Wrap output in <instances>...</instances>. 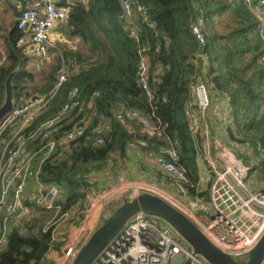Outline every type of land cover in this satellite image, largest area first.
<instances>
[{"label": "trees", "instance_id": "obj_1", "mask_svg": "<svg viewBox=\"0 0 264 264\" xmlns=\"http://www.w3.org/2000/svg\"><path fill=\"white\" fill-rule=\"evenodd\" d=\"M143 1L148 6L150 21L137 20L138 38L130 36L118 18L120 0H75L70 6L64 30L72 36H81L92 56L60 48L63 58L59 56L53 83L63 62L75 60L79 71L71 70L32 128L52 118L68 102L74 89L80 102L92 100L95 108L113 123L103 145L82 137L73 142L71 153L64 159L44 163L42 180L56 183L65 190L62 212L77 204L81 208L85 197L83 187H88L86 176L113 150H127L130 141L147 140V146L143 147L147 150L157 149L167 142L174 143L189 177L197 182L199 144L191 129L189 104L191 87L200 74L211 81L217 92L230 97V139L252 147L254 154L264 150V64L259 60L264 53V42L257 20L243 0ZM200 15L205 17L206 44L202 46L207 59L205 72L199 65L203 60L197 57L199 43L189 29V23ZM218 24L223 26L222 30L217 28ZM22 34L20 29L15 31L6 50L0 106L5 98V80L11 72L18 71L13 80L15 103L23 95L22 90L35 80L34 73L25 68L28 56L17 44ZM141 48H145L150 61V87L154 97L149 103L155 107L154 116L161 120V136H148L136 122H131V131L113 118L114 111L122 108L151 113L152 107L137 75ZM96 91L100 93L98 97H94ZM258 167L264 173V160L258 161L255 169ZM209 185L201 192L189 191L208 199ZM46 225L44 218H35L14 227L7 246L0 251V264H45L46 255L53 246V227L45 230Z\"/></svg>", "mask_w": 264, "mask_h": 264}, {"label": "built area", "instance_id": "obj_2", "mask_svg": "<svg viewBox=\"0 0 264 264\" xmlns=\"http://www.w3.org/2000/svg\"><path fill=\"white\" fill-rule=\"evenodd\" d=\"M243 2L254 14L259 34L264 42V0ZM120 5L119 20L130 36L138 38L137 20L150 21L147 4L143 0H120ZM68 13L65 7L57 5L56 0H37L33 7L27 8L17 22L18 28L30 35L26 52L30 55L46 56L53 29L57 22L67 19ZM204 25L203 15L189 23V29L200 46L197 57L203 60L199 63L203 72L207 67V59L202 52V46L206 44ZM138 54V81L149 103L154 97L150 87V61L145 48H141ZM60 55L63 58V54ZM6 59L7 52L0 47V83ZM259 60L264 64V53ZM78 69L79 66L73 59L68 63L63 62L56 76L55 85L48 93L27 96L24 91L20 99H28H25L24 103H14L12 110L0 119V251L8 244L9 233L14 228L13 222L27 220L31 216V208L24 196L30 181L35 185V192L30 198L34 206L54 213L61 211L64 189L56 183L42 180L44 163L48 160L54 162L64 159L69 153L66 148H70L73 142L82 137L93 139L97 145H103L112 131L113 120L95 108L92 100V103L80 102L76 89L71 90L68 102L52 118L47 119L39 127L32 128L37 117L44 112L50 100L67 80L71 70ZM99 95V91L94 93V97ZM192 100L197 102L202 112H207L211 108L209 82L202 74L191 87ZM151 107L150 114L136 108H122L114 111L113 118L126 126L130 122H136L148 136H161L163 133L161 120L154 116L155 107L153 105ZM87 111L92 114V119L85 117ZM69 117L78 120L74 123ZM14 123H18V128L9 137V127ZM29 143H33V151L27 149ZM145 146L147 140L140 139L130 141L127 149ZM222 154L223 162L217 166L211 165L213 179L208 192L209 210L202 206L200 196L190 203V207L195 208V211L190 212L175 203L172 204L187 214L217 247L238 257L247 253L264 233V189L255 190L252 186L251 164H246L243 159L236 157L229 148L223 149ZM261 155L264 160V150ZM147 156L183 194L189 189H195L197 192L203 190L199 183L189 177L174 143L167 142L157 149H148ZM85 224L89 229V223L85 221ZM49 227L46 225L45 230ZM54 231L53 229L55 241L57 237ZM78 250L77 245H68L64 255L68 260H73ZM91 264L209 263L194 253L170 226L139 212L127 222L123 230ZM261 264H264V259Z\"/></svg>", "mask_w": 264, "mask_h": 264}, {"label": "crops", "instance_id": "obj_3", "mask_svg": "<svg viewBox=\"0 0 264 264\" xmlns=\"http://www.w3.org/2000/svg\"><path fill=\"white\" fill-rule=\"evenodd\" d=\"M36 1L37 0H0V47L5 51L10 44L13 33L19 29L17 22L21 16L19 13L20 10L24 5L27 8L33 7ZM60 1L61 0H56L57 5L65 7L68 11L70 10V6L75 2V0H66L65 3H59ZM65 25H67L65 21L57 22L51 34L49 51L46 56H42L41 54L30 55L26 52V45L28 44L30 35L25 30L20 29L23 34L17 44L24 48L28 56L25 68L35 75L34 82L22 90V93L26 91L27 96L35 93L44 94L55 85L53 79L56 73V66L59 62V56L61 57L59 53L60 48L80 51L85 56H92V51L88 45L84 44L83 38L78 35L72 36L68 34L66 30H64ZM217 28L222 30L223 26L218 24ZM208 82L212 97L210 110L202 112L198 108L197 102L193 100L189 105L191 129L197 135L199 144L197 183H199V186L203 189L207 188L209 182L210 184L212 183L213 174L211 172V165H220L224 160L222 150L229 148L236 157L244 160L246 158L250 159V162L245 160V162L253 166L255 171L254 173L252 170L250 182L255 190L264 189V173L260 172L259 167L257 170L255 169V165L258 161L260 159L263 160L261 153H258L259 155L254 154L252 147L234 142L230 139L228 134V126L232 123L229 107L230 97L227 94L217 92L211 81L209 80ZM25 99L28 98L20 99L16 103H24ZM88 103H92V101H88ZM85 117L88 119L93 118L90 111L86 112ZM69 120L76 123L78 118L69 117ZM93 121H95V119H93ZM130 125L131 122L127 127L131 130ZM17 128L18 123H14L9 127V137ZM142 148L127 149L124 152L115 149L109 154L107 159L100 162L98 166L93 167L86 176L88 187H83L85 192L83 205L80 208V204H77L70 209L72 218L76 219V222H79V224L82 223L85 215V221L89 223L88 228L91 230L93 228L92 226H97L100 221L106 217V213L104 216L103 213L109 201L118 202L121 198H131L137 196L141 192H150L161 197L164 195L170 196L179 202L186 203L189 206L190 212L196 210L190 207V203L192 200L197 199V196L190 193L189 190L183 194L178 186L174 185L168 177L166 178L159 167L147 156V149ZM27 149L33 151V143H29ZM66 149L71 153L72 147H67ZM129 189L132 195L127 194ZM34 192V182L30 181L24 193L27 204L33 203L30 198ZM92 198H95L94 202H91ZM201 204L205 209L209 210L210 206L208 199L202 197ZM89 206V210H95V212L93 211L91 215H86L84 212ZM36 207L41 208L38 206ZM44 210L48 211L46 209ZM79 231L80 229H73V227H71L70 235L73 232L78 234ZM54 234L56 237L59 236L55 231ZM53 242L55 241L53 240ZM64 248L65 246H62L59 240V242L48 251L45 264H61L59 254H61V252L63 253Z\"/></svg>", "mask_w": 264, "mask_h": 264}, {"label": "water", "instance_id": "obj_4", "mask_svg": "<svg viewBox=\"0 0 264 264\" xmlns=\"http://www.w3.org/2000/svg\"><path fill=\"white\" fill-rule=\"evenodd\" d=\"M65 1L61 0L59 3ZM26 9L24 5L19 13L22 14ZM17 72V70L11 72L5 80V98L0 106V119L14 106L13 80ZM139 212L166 223L178 232L194 253L200 255L209 264H261L264 259V233L247 253L238 257L233 256L217 247L179 208L157 194L141 192L137 196L122 199L115 210L102 219L96 230L79 248L71 264H91L123 230L127 222Z\"/></svg>", "mask_w": 264, "mask_h": 264}, {"label": "rangeland", "instance_id": "obj_5", "mask_svg": "<svg viewBox=\"0 0 264 264\" xmlns=\"http://www.w3.org/2000/svg\"><path fill=\"white\" fill-rule=\"evenodd\" d=\"M245 160L250 162L249 158H246ZM245 160L243 159L244 162H245ZM245 163L249 164L247 162H245ZM127 194L132 195V192L130 191V189L128 190ZM163 198L167 201L168 200L171 201L170 202L171 204L175 203V205H179L180 208L182 207L183 209H185L187 211L189 210V206L186 203L179 202L178 200L171 198L170 196H166V195H164ZM122 199H124V198H121V200H119L118 202H115V201L110 202L109 201L107 203V205L105 206V211L103 213V216L105 213H106V216L109 215L110 213H112L115 210V208L119 205V203L122 201ZM94 201H95V198H92L91 202H94ZM29 206L31 208L30 218L27 220H17L15 222H13L12 227L22 226V225H24L25 222L31 221L32 219H35V218H44L46 224L48 226H52L53 229L55 230V232L57 234H59V236L55 239V245L60 240V244L62 246H65L63 253L61 252V254H59L61 264H71V262H72V260H68L64 255L66 247L68 245L74 244L80 248L86 242V240L90 237V235L96 230V228L99 226V224L102 222V220H101L97 226L96 225L92 226L93 228L90 230V229H87V225L85 224V217H86L85 215H84V218L82 217L83 218L82 223L79 224V222H76V219L72 218L71 210L67 211V212L60 211L59 213H54V212L44 211L41 208H37L32 203L29 204ZM89 208H90V206L88 208H86L84 214L86 213V215L87 214L91 215V213L93 211L95 212V210L90 211ZM161 223L166 224L163 221H161ZM71 227H73V229H80L79 233L76 234L73 232L70 235V228ZM60 232H62V233H60Z\"/></svg>", "mask_w": 264, "mask_h": 264}]
</instances>
